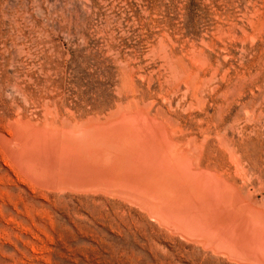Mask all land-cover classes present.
Segmentation results:
<instances>
[{
	"label": "rangeland",
	"instance_id": "obj_1",
	"mask_svg": "<svg viewBox=\"0 0 264 264\" xmlns=\"http://www.w3.org/2000/svg\"><path fill=\"white\" fill-rule=\"evenodd\" d=\"M142 95L196 128L206 125L205 110L240 126L263 124L264 0H0V125L17 115L41 122L101 115ZM241 148L264 158L263 140ZM15 173L0 177V264H128L112 245L140 242L126 235V216L147 219L136 206L39 188Z\"/></svg>",
	"mask_w": 264,
	"mask_h": 264
},
{
	"label": "bare ground",
	"instance_id": "obj_2",
	"mask_svg": "<svg viewBox=\"0 0 264 264\" xmlns=\"http://www.w3.org/2000/svg\"><path fill=\"white\" fill-rule=\"evenodd\" d=\"M170 65L169 70L176 69ZM174 69L171 76L178 81ZM154 102L142 95L85 118L8 117L0 125L5 164H0V177L11 180L15 171L39 188L97 192L136 206L157 230L144 217H125L132 232L126 235L140 242L126 238L112 249L123 252L128 264H216L210 258L220 256L232 263L264 264V158L250 157L241 148L244 141H264V123H228L224 115L219 118L218 108V114L205 110L199 122L206 125L196 128L182 115L154 108ZM99 201L101 208L106 201ZM93 212L103 217L100 209Z\"/></svg>",
	"mask_w": 264,
	"mask_h": 264
}]
</instances>
